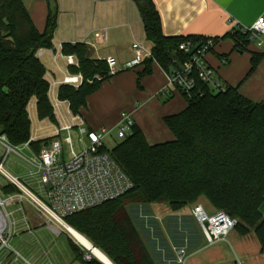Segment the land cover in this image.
<instances>
[{
	"label": "trees",
	"instance_id": "obj_1",
	"mask_svg": "<svg viewBox=\"0 0 264 264\" xmlns=\"http://www.w3.org/2000/svg\"><path fill=\"white\" fill-rule=\"evenodd\" d=\"M134 1L153 53L138 74L140 85L143 75L151 72L153 60L170 70L186 58L179 50L181 42H204L208 37L166 36L154 1ZM47 2L46 27L40 32L23 0H0V134L16 146L30 137L28 105L32 99L37 100L40 118H53L47 68L37 56L39 49L54 46L59 9L56 0ZM230 36L239 51L246 50L252 42L250 32L237 29ZM62 51L78 58L79 67L72 71L82 73L85 80L79 88L62 85L60 97L71 102L75 113L81 112L88 97L112 75L107 63L93 58L84 43H64ZM258 63L259 57L253 54L251 71ZM180 93L187 106L164 118L173 140L151 144L136 124L125 138L110 140L111 154L132 178L134 188L118 199L64 218L114 264H157L151 251L157 242L151 237L147 227L153 228L147 220L157 222L145 214L148 218L137 223L123 201L128 196L133 199L129 204L167 203L175 215L205 197L215 212L224 211L238 220L235 229L241 236L253 234L264 254V100L252 101L231 85L214 91L203 82L198 83L192 97ZM180 227L177 218L171 230L178 232H174L176 241L184 242V235L179 236ZM70 242L75 257L84 264H104L91 252H86L91 258L85 259L86 253H81L71 239Z\"/></svg>",
	"mask_w": 264,
	"mask_h": 264
},
{
	"label": "crops",
	"instance_id": "obj_2",
	"mask_svg": "<svg viewBox=\"0 0 264 264\" xmlns=\"http://www.w3.org/2000/svg\"><path fill=\"white\" fill-rule=\"evenodd\" d=\"M27 1L29 5H25L36 27L43 32L48 15L47 0ZM153 1L160 13L166 36L218 38L215 48L208 55V60L216 69L218 78L227 86L237 87L242 95L252 101L264 100V46L251 42L246 46V50L239 51L235 48L236 40L230 36L234 24L251 27L260 16H264V0ZM56 2L59 10L54 46L45 50L40 57V59L46 58V63L43 59L41 61L47 68L46 76L49 81L61 82L65 76L66 60L63 57L55 60L52 53V50L60 51L59 48H62L64 43L86 44L93 58L103 59L108 55L117 58L118 73L104 81L101 88L88 97L87 106L80 112L87 126L93 130L105 127L115 131L122 120V114L127 113L133 118L134 124L142 129L149 143L173 140L174 135L165 124L164 118L185 109L187 101L175 88H171L167 93H161L168 85V77L165 69L157 61L153 60L150 66L151 72L143 75V82L138 87L136 73L142 72L146 64L139 65L137 69L136 66L133 68L127 66L134 58L132 43L137 39L148 41L135 1L56 0ZM102 29H106L107 32L105 41L99 40L96 36ZM262 38L264 40V34ZM150 47H152L151 43ZM253 54L259 57V63L251 71ZM47 63L49 66L46 65ZM263 205L264 202L261 205V213L264 216ZM193 207L194 205L185 216L190 213L191 216L193 215ZM27 215L31 231L22 226L24 230L36 234L34 228L38 231L44 229L43 225L47 222L44 216L32 208L27 209ZM180 216L181 214H178L179 220ZM181 227L178 229L181 232L179 236L184 235L185 240L176 241L172 237L171 253L169 248L168 250L163 247L152 248L157 264L176 262V248L182 246H185L189 253L186 264H210L216 260L214 251L204 254L206 248L204 249L202 245L206 239L203 233L202 235L197 232L189 233ZM49 228L53 229L50 224ZM164 232L170 235L174 233L169 230ZM155 236L156 233L153 232L151 237ZM206 244L207 242L204 247ZM260 255L264 257L261 252ZM238 260L244 264L237 255L233 264Z\"/></svg>",
	"mask_w": 264,
	"mask_h": 264
},
{
	"label": "built area",
	"instance_id": "obj_3",
	"mask_svg": "<svg viewBox=\"0 0 264 264\" xmlns=\"http://www.w3.org/2000/svg\"><path fill=\"white\" fill-rule=\"evenodd\" d=\"M250 32V40L259 46H264V16H260L251 27L234 24L231 33L236 30ZM99 40L107 39L106 29L96 34ZM217 44L216 38L208 37L204 42L186 40L179 44V50L185 59L170 70H166L168 85L161 93H167L171 88L184 92L192 97L197 92L199 82L209 85L214 91H223L225 85L217 76L216 69L210 64L208 55ZM37 51L40 58L45 50ZM52 50L55 60L63 57L66 60L65 76L61 82L49 81V98L53 110V118H40L37 112V100H31L28 105L31 120V134L22 145L32 152L31 158H24L18 153L19 146L10 143L5 134H0V252L9 249L8 256L18 262L31 264L19 251L10 247V242L16 233L18 221L17 212L22 213L20 221L31 231L27 209L32 208L47 219L48 223L60 224L67 228L64 218L75 212L99 206L105 202L118 199L134 188V181L111 154L110 140L123 139L132 130L133 118L127 113L122 114V120L115 131L102 127L90 129L80 112L75 113L68 99L60 97L62 85L79 88L85 80L80 72L72 68L79 67L78 58L66 55L62 48ZM134 58L127 64L128 68L142 65L146 59L153 57L152 49L145 40L137 39L132 43ZM110 75L118 73L117 58L108 55L103 58ZM227 62L226 59H224ZM49 80V79H48ZM200 93V92H199ZM202 94V93H200ZM37 114L38 127H34L33 114ZM34 129V130H33ZM76 137V142L74 140ZM38 145L39 148H35ZM76 146L80 147L76 150ZM12 152L18 153L26 162L29 172L28 183L20 177L8 172L4 166ZM36 189V192L33 190ZM12 207H14L12 209ZM193 216L199 224L206 239L207 246L227 242L228 236L234 231L238 220L224 211L209 213L203 204H197L192 209ZM54 231L60 233L54 224ZM177 259L186 264L189 253L185 246L176 248ZM91 255L86 253L85 259ZM235 264H242L239 260Z\"/></svg>",
	"mask_w": 264,
	"mask_h": 264
},
{
	"label": "rangeland",
	"instance_id": "obj_4",
	"mask_svg": "<svg viewBox=\"0 0 264 264\" xmlns=\"http://www.w3.org/2000/svg\"><path fill=\"white\" fill-rule=\"evenodd\" d=\"M24 2L27 6L29 5L27 0H24ZM146 44L150 46L149 41H146ZM42 59L44 60V63H46V58L43 57ZM46 65L49 66V63H47ZM137 67L138 66H136L135 69H137ZM136 75L138 76L137 73ZM142 82L143 81L141 78L140 83ZM136 84H138V79H136ZM138 86L139 85H137V87ZM33 120H34V127H38L39 120L35 112L33 114ZM74 140L76 142V137H74ZM79 148L80 147L76 146V150H79ZM17 151L24 158L32 157L31 150L23 145L19 146L17 148ZM18 153L12 152L7 162L4 164V166L8 172L13 174L14 176L20 177L22 181H24L25 183H28L29 177H27L26 174L29 172V169H27L24 166L26 162ZM33 190L36 192V189ZM131 200H133L132 196H128V197H124L123 201L127 203L126 208L129 209L132 217L136 220L137 223H140L141 219L144 220L147 217L145 214L151 215V218L157 223L155 224L154 222H151V219L147 217L148 218L147 224L148 223L151 224L153 228L151 230L149 227H147L148 230L151 231V234H153V232L154 233L157 232L156 234L161 233L158 237H153V241L157 242L159 245L160 243L161 244L164 243L163 246H159L157 244L158 245L157 247L158 248L164 247L167 250L169 248V253H171L172 246L170 242L172 240V237H175L176 234L175 233H173L172 235L168 233L165 234L163 230L170 231L171 229H173L175 220L178 218L177 217L178 215L170 213L171 211H169L167 203L129 204ZM199 201L204 205L205 209L209 213L215 212L214 208L205 197H202ZM13 208L14 207H12V209ZM191 208L192 205L189 204L187 207H185V209L177 213L179 215L181 214L180 224L189 233H191L192 230V232H197L202 235L203 232L199 224L193 218V215L191 216L190 213L188 214V216L187 215L185 216V214L190 212ZM263 212H264V205H263ZM21 218H22V213L17 212L15 214V220H17L19 223L16 228V233L11 239L10 247L14 250L19 251L20 254L24 256L26 259H28L31 264H84L83 261L75 257L70 239L73 242H75L76 247L78 248V250H80L81 253L85 254L86 252H90V251L89 249L85 248V246L81 245L71 235V233L69 232V230H67V228H65L60 224L46 222L43 225L44 229L38 231L37 228H34L36 234H33L30 233L28 230H24L27 229V227L25 225H22V222L20 221ZM162 218L164 219L163 222H162ZM159 222L162 225H157L159 224ZM163 223L165 224L164 226ZM176 223L178 222L176 221ZM49 224H54V226L60 230V233H57L53 229H50ZM22 226L24 229L22 228ZM141 228L144 230L143 226H141ZM175 230H171V231L177 232ZM228 240L229 242L228 241L221 242L213 246L206 245V247H204L206 243V241H204L205 243L202 245L204 249L206 248L204 254H209L211 251H214L217 256L216 260L211 262L210 264H233L236 255L239 259L243 261L244 264H264V257H262L259 252V247H260L259 242L257 238L253 236V234L246 237L241 236L240 233L236 229H234V231L231 232L230 235L228 236ZM9 252L10 251L8 248H5L0 252V264H24L22 259L18 262L12 260V257L7 255ZM92 257L99 259L94 254H92ZM177 260L173 264H181L178 263Z\"/></svg>",
	"mask_w": 264,
	"mask_h": 264
},
{
	"label": "bare ground",
	"instance_id": "obj_5",
	"mask_svg": "<svg viewBox=\"0 0 264 264\" xmlns=\"http://www.w3.org/2000/svg\"><path fill=\"white\" fill-rule=\"evenodd\" d=\"M67 230L71 233V235L85 248L89 249L93 254L96 255L100 260L107 262L111 264V260L99 249V248H94L92 245V242L86 238L84 235H82L80 232L75 230L73 227H70L69 225L67 226Z\"/></svg>",
	"mask_w": 264,
	"mask_h": 264
},
{
	"label": "water",
	"instance_id": "obj_6",
	"mask_svg": "<svg viewBox=\"0 0 264 264\" xmlns=\"http://www.w3.org/2000/svg\"><path fill=\"white\" fill-rule=\"evenodd\" d=\"M65 225L66 226H68V224L65 222ZM93 245V247L94 248H96V246L94 245V244H92ZM90 251V250H89ZM91 252V251H90ZM92 253V252H91ZM93 254V253H92ZM95 255V254H94ZM96 256V255H95ZM100 261H102V260H100ZM104 264H109V263H107V262H104V261H102ZM111 264H114L112 261H111Z\"/></svg>",
	"mask_w": 264,
	"mask_h": 264
}]
</instances>
